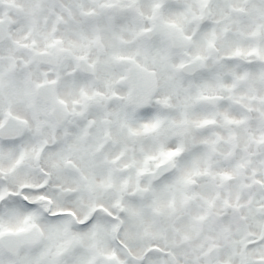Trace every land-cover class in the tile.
<instances>
[{"label":"clouds","instance_id":"clouds-1","mask_svg":"<svg viewBox=\"0 0 264 264\" xmlns=\"http://www.w3.org/2000/svg\"><path fill=\"white\" fill-rule=\"evenodd\" d=\"M0 264H264V0H0Z\"/></svg>","mask_w":264,"mask_h":264}]
</instances>
